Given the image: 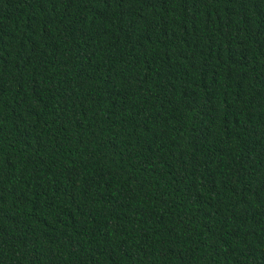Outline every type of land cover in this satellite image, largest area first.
I'll list each match as a JSON object with an SVG mask.
<instances>
[{"label": "trees", "instance_id": "obj_1", "mask_svg": "<svg viewBox=\"0 0 264 264\" xmlns=\"http://www.w3.org/2000/svg\"><path fill=\"white\" fill-rule=\"evenodd\" d=\"M0 264H264V0H0Z\"/></svg>", "mask_w": 264, "mask_h": 264}]
</instances>
